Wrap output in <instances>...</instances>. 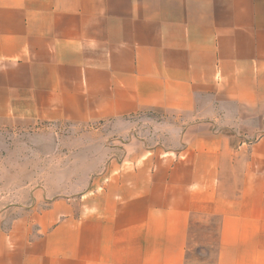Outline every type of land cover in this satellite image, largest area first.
I'll return each mask as SVG.
<instances>
[{
    "label": "crops",
    "instance_id": "0c3cea01",
    "mask_svg": "<svg viewBox=\"0 0 264 264\" xmlns=\"http://www.w3.org/2000/svg\"><path fill=\"white\" fill-rule=\"evenodd\" d=\"M146 111L185 125L0 201V264H188L209 216L213 264H264V0H0V123Z\"/></svg>",
    "mask_w": 264,
    "mask_h": 264
},
{
    "label": "rangeland",
    "instance_id": "374dc122",
    "mask_svg": "<svg viewBox=\"0 0 264 264\" xmlns=\"http://www.w3.org/2000/svg\"><path fill=\"white\" fill-rule=\"evenodd\" d=\"M182 125L176 115L161 111L90 124L27 119L0 123V201L12 203L20 193L25 198L26 187L36 185H54L56 195H64L62 187L68 196L78 195L92 188L94 168L106 166L114 153L124 157L132 137L146 140L144 147L153 149L158 139L172 137ZM218 221L209 216L192 224L188 264L215 262Z\"/></svg>",
    "mask_w": 264,
    "mask_h": 264
}]
</instances>
